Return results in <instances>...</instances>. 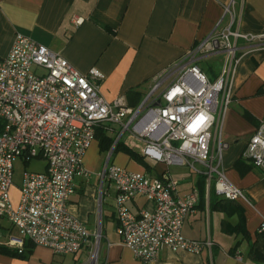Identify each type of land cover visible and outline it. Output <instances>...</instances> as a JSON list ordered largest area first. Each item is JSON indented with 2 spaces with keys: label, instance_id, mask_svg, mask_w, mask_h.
Returning a JSON list of instances; mask_svg holds the SVG:
<instances>
[{
  "label": "built area",
  "instance_id": "2783aa9c",
  "mask_svg": "<svg viewBox=\"0 0 264 264\" xmlns=\"http://www.w3.org/2000/svg\"><path fill=\"white\" fill-rule=\"evenodd\" d=\"M240 39L264 48L263 35L232 31L231 26L215 30L157 73L143 102L131 108L122 98L106 101L98 69L82 74L49 48L17 33L8 55L0 58V118L5 122L0 133V219L22 239L54 255H76L87 247L84 264H98L100 228L90 233L68 212V202L75 180L88 176L83 158L96 130L103 128L115 133L112 153L118 142L131 140L143 158L166 167L152 177L109 165L108 157L100 186L107 181L115 187L116 233L122 244L142 264L158 259L162 249L194 254L211 249L210 239L183 236L199 194L194 189L180 195L179 182L168 168H188L225 200H246L223 169L228 144L222 130L233 98ZM213 57L221 62L212 80L197 63ZM18 159H42L46 166L41 173H24L14 205L10 189ZM241 159L264 173V122L248 140ZM137 197L151 203L152 210L133 214L127 204ZM263 231L264 222L259 228ZM10 244L23 247L19 239Z\"/></svg>",
  "mask_w": 264,
  "mask_h": 264
},
{
  "label": "crops",
  "instance_id": "0c3cea01",
  "mask_svg": "<svg viewBox=\"0 0 264 264\" xmlns=\"http://www.w3.org/2000/svg\"><path fill=\"white\" fill-rule=\"evenodd\" d=\"M230 2L0 0V58L8 55L17 33L25 35L60 55L82 74H87L91 68L98 69L103 75L98 83L99 89L106 101L122 98L129 107L135 108L145 99L157 73L213 31L231 26L232 31L264 36V0H234L226 12ZM237 45L240 60L233 81L232 102L222 130L223 140L228 144L223 155V169L228 180L243 192L246 200L232 201L238 206V213L233 211L230 215L216 211L211 208L210 188L204 181L203 199L199 201L196 213L186 219L182 234L190 240L210 239L213 243L211 249H204L200 254L162 249L158 259L149 264H255L247 257L248 243L242 233H228L222 229L223 221L235 226L242 220L244 230L254 242L264 222V173L241 159L248 140L264 122V48H253L241 39ZM218 59L220 64L221 59ZM204 71L213 80L219 70L212 73ZM130 91L137 96H128ZM106 135L115 137V133L106 132ZM110 151L111 148L108 152L101 151L95 137L84 155V166L96 172L93 156L108 154L109 157ZM116 153L124 154L125 160L120 159L112 165L128 171L152 177L166 171L161 163H148L149 159L144 158L147 168L122 151ZM130 164L135 166L131 165V168ZM101 173H97L99 180H75V192L69 199L68 212L90 233L100 228L98 264H142L116 233V190L109 183L104 193L101 186L98 190ZM170 175L178 180L180 195L194 189L198 191L199 176L177 179ZM10 196L12 203L17 205L19 189L12 186ZM216 199L223 198L213 189V200ZM103 201L105 209L102 208ZM127 205L133 214L152 210V204L141 197ZM103 219L106 220L105 229ZM15 239L22 240L21 249L10 244ZM0 247V264H84L88 254L86 247L78 254L70 255V261L65 259L67 256L54 255L48 248L22 239L5 219H0ZM21 253L26 257L13 255Z\"/></svg>",
  "mask_w": 264,
  "mask_h": 264
},
{
  "label": "trees",
  "instance_id": "16d2710c",
  "mask_svg": "<svg viewBox=\"0 0 264 264\" xmlns=\"http://www.w3.org/2000/svg\"><path fill=\"white\" fill-rule=\"evenodd\" d=\"M128 96H137V94L134 91L128 92ZM248 119H250L248 117ZM5 125V122L0 118V133L3 130V127ZM99 140L100 149L103 152H108L111 148L114 138H110L106 135V131L103 128H99L96 130V136ZM122 151L125 154H127L131 159H133L135 162L139 163L140 165H143L147 168L148 165L145 163L144 158L135 150L134 143L131 140H126L125 142H118L116 145L113 153ZM204 181L205 178L202 176L198 177L197 180V187H198V194H199V201L203 199L204 195ZM210 202H211V208L216 211L226 212L231 215V212H239L238 206L234 204L232 201L225 200V199H216L213 200V187L210 188ZM222 229L225 232L228 233H238L241 232L243 235V239L247 241L248 243V259L255 264H264V231L259 232L256 235V239L254 242H251L250 237L246 230H244V222L242 220L238 221V223L235 226H232L229 222L223 221L222 222ZM2 250V247H0V251ZM12 254V253H10ZM15 256L19 257H26L22 253L21 254H13Z\"/></svg>",
  "mask_w": 264,
  "mask_h": 264
},
{
  "label": "rangeland",
  "instance_id": "374dc122",
  "mask_svg": "<svg viewBox=\"0 0 264 264\" xmlns=\"http://www.w3.org/2000/svg\"><path fill=\"white\" fill-rule=\"evenodd\" d=\"M197 64L209 73L217 72L219 70V67H220L219 59L215 58V57L199 61ZM148 93H149V90L147 91L146 96L148 95ZM114 129H116V128L114 127ZM123 139H126V136H124ZM107 158H108V154L107 155H100L99 157L94 155L93 156V162H95V164H96L95 165L96 166V168H95L96 172L89 171L85 166V168L88 170V176L83 178V179L85 181L86 180L87 181L88 180H94V179L99 180L97 173L98 172L101 173L103 171V167H104V164L107 162ZM120 159L125 160L124 154L112 153L111 156L109 157L108 163H109V165H111V164H114V162L120 161ZM147 162L152 163L153 161L148 160ZM153 163L156 164V162H153ZM131 165L132 164H130V166ZM45 166H46V163L42 159H31L28 162H24L23 160L18 159L14 163V168H13V177H12L13 189H15V190L20 189L24 173H41L45 170ZM132 166H135V165L133 164ZM132 166H131V168H132ZM168 170H169L170 174H172L177 179L184 178L187 176H192V178H194V174L186 167L170 166L168 168ZM108 185L109 184L107 181L103 183V186H102V192L103 193L109 187ZM99 187H100V184L98 186V190H99ZM110 188H111V190H114L113 186H110ZM15 197H16V195H15ZM104 201H103V207H102L103 209H105ZM102 224H103V228L105 229V227H107L105 219H103ZM87 256H88V254H87ZM65 259L70 261V255L65 257Z\"/></svg>",
  "mask_w": 264,
  "mask_h": 264
},
{
  "label": "water",
  "instance_id": "95a60500",
  "mask_svg": "<svg viewBox=\"0 0 264 264\" xmlns=\"http://www.w3.org/2000/svg\"><path fill=\"white\" fill-rule=\"evenodd\" d=\"M112 148H113V146L111 147V151H110L109 155L112 153Z\"/></svg>",
  "mask_w": 264,
  "mask_h": 264
}]
</instances>
